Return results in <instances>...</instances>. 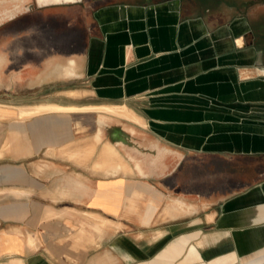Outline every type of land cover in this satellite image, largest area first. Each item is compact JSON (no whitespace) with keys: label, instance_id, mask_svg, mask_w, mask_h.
Segmentation results:
<instances>
[{"label":"crops","instance_id":"obj_1","mask_svg":"<svg viewBox=\"0 0 264 264\" xmlns=\"http://www.w3.org/2000/svg\"><path fill=\"white\" fill-rule=\"evenodd\" d=\"M0 264H264V0H0Z\"/></svg>","mask_w":264,"mask_h":264},{"label":"bare ground","instance_id":"obj_2","mask_svg":"<svg viewBox=\"0 0 264 264\" xmlns=\"http://www.w3.org/2000/svg\"><path fill=\"white\" fill-rule=\"evenodd\" d=\"M51 105H53V104H51ZM55 105H56V104H55ZM39 106H40V105H39ZM45 106H46V105H45ZM33 107H36V106H33ZM63 108H64V107L60 108V106H50V107H49V109H63ZM68 108H69V107H68ZM77 108H78V107H77ZM79 108H80V107H79ZM97 108H98V107H97ZM85 109H86V108H85ZM99 109H100V108H99ZM108 109H109V108H107V111H108ZM125 109H126L125 107H124V108L122 107V109H118V108L116 109V108H115V109H109V110L112 111V113L114 112V113H117V114H119V115H122L121 117L126 116V117H128V118H130V119H133L134 121H139V120H138V117L136 116V114H131V113L125 112ZM23 110H24V109H23ZM64 110H65V109H64ZM64 110H63V111H64ZM91 110H92V109H91ZM29 111H30V110H29ZM39 111H41V110H39ZM43 111H45V110H43ZM82 111H83V110H82ZM105 111H106V110H105ZM110 111H109V112H110ZM71 112H73V111H71ZM32 113H33L32 115H34L35 112H32ZM39 113H40V112H39ZM101 113H102V112H101ZM103 113H104V112H103ZM26 115H27V114H26ZM26 115H25V116H26ZM21 116H22V115H21ZM25 116H23V117H25ZM101 121H102V120H101ZM139 123H140V122H139ZM133 133H135V132H133ZM94 143H95V142H94ZM92 145H93V144H92ZM92 145H89L88 147H91ZM97 145H98V144H97ZM94 147H95V146H93V149H94ZM118 147H119V146H118ZM142 147H143V146H142ZM132 148H133V147H132ZM104 149H105V148H104ZM105 150H107V149H105ZM105 150H103L104 153H105ZM79 151H80V149L78 150V152H79ZM108 152H109V151H108ZM81 153H82V152H81ZM104 153H103V154H104ZM77 155H78V154H77ZM105 155H107V154H105ZM138 155H139V154H138ZM73 156H74V155H73ZM78 156H79V155H78ZM76 157H77V156H76ZM109 157H110V156H109ZM125 157H126V156H125ZM105 158H106V157H105ZM110 158H111V157H110ZM103 159H104V158H103ZM103 159H102V160H103ZM112 159H113V157H112ZM102 160L100 161L101 163H102ZM104 160H105V159H104ZM104 160H103V161H104ZM106 160H107V159H106ZM107 161H109V160H107ZM152 161H153V160H152ZM100 162H99V163H100ZM114 162H115V164H113V165L115 166V165H116V162H118V161H114ZM97 163H98V162H97ZM99 163H98V164H99ZM103 163L106 165L108 162L106 163V162L104 161ZM130 163L132 164V162H130ZM108 164H110V163H108ZM108 164H107V166H108ZM100 165H101V167L104 166L103 164H100ZM100 165H98V166H100ZM102 165H103V166H102ZM120 165H121V164H120ZM132 165H133V164H132ZM94 166H95V165H94ZM96 166H97V165H96ZM107 166H106V167H107ZM116 166H117V165H116ZM116 166H115V167H116ZM123 166H124V165H122V170L124 169ZM112 167H113V166H111V168H112ZM119 167H120V166H118V168H119ZM107 168H108V167H107ZM144 168H145V167H144ZM120 169H121V167H120ZM124 170H125V172H126L127 169H124ZM124 170H123V171H124ZM135 172H136V171H135ZM127 173H129V172H127Z\"/></svg>","mask_w":264,"mask_h":264},{"label":"flooded vegetation","instance_id":"obj_3","mask_svg":"<svg viewBox=\"0 0 264 264\" xmlns=\"http://www.w3.org/2000/svg\"><path fill=\"white\" fill-rule=\"evenodd\" d=\"M53 1H65V0H53Z\"/></svg>","mask_w":264,"mask_h":264}]
</instances>
